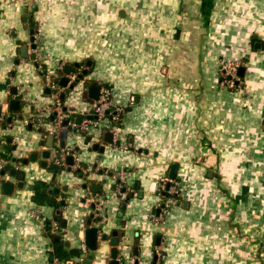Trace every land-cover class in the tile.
Instances as JSON below:
<instances>
[{
  "label": "crops",
  "instance_id": "1",
  "mask_svg": "<svg viewBox=\"0 0 264 264\" xmlns=\"http://www.w3.org/2000/svg\"><path fill=\"white\" fill-rule=\"evenodd\" d=\"M31 22L42 52L36 58ZM26 44L28 57L20 49ZM239 57L244 88L221 86L220 60ZM62 63L75 71L90 67L83 88L74 89L82 99L69 113L82 114L89 85L101 81L124 108L128 149L106 142L107 130L98 141L103 152L76 126L68 130L66 145L88 164L85 177L53 169L56 136L48 146L52 133L26 122L34 108L52 101L49 82L55 76L60 82ZM13 97L26 102L22 118L8 109ZM0 105V156L21 160L39 152L17 164L23 185L9 171L12 191L0 181V264H83L88 257L91 264H112L109 239L100 237L95 250L85 239L88 219L97 225L86 202L91 183L105 196L100 226L109 235L118 230L125 262L137 256L152 264L159 244L166 253L161 264H264V0H0ZM6 115L14 116L12 124L3 123ZM8 136L16 145L11 151ZM174 162L181 194L160 222L151 212ZM117 169H124L133 193L122 215L113 188Z\"/></svg>",
  "mask_w": 264,
  "mask_h": 264
},
{
  "label": "built area",
  "instance_id": "2",
  "mask_svg": "<svg viewBox=\"0 0 264 264\" xmlns=\"http://www.w3.org/2000/svg\"><path fill=\"white\" fill-rule=\"evenodd\" d=\"M35 34V42L37 35ZM36 52V57L42 55L40 49H38L37 44L35 48H32ZM241 57L233 59H224L221 62V67L219 69V82L221 86H233L234 84L238 85L239 80L244 79V74L239 73V67L241 66ZM38 67H42L38 64ZM64 67V63L60 65V68ZM83 68H77V70H72L67 74L69 80L67 85H63L59 82V79L53 78L50 80V87L53 94V99L50 103H44L37 106L34 113L30 117H26V122L32 125L34 128L41 131H50L56 136L57 148L58 151L54 157V162L61 167H73V169L82 168L85 170V167L82 166L77 157V150L71 146L65 145L60 147V131L67 127L63 124V120L66 117H69L71 112H74L76 109V103L68 102V99L71 98V94L76 87L81 86L83 88L84 81L86 80L79 75L82 73ZM75 83V88L71 89L69 85ZM100 92L97 99H91L89 106L86 109H83L81 112L83 118L80 122L73 121L74 123L69 124L73 127H77L79 131L85 135L90 136V142L92 144L98 142L105 130H110L113 133V142L117 147H122L125 149L130 148V141L128 136H126L121 129V126L117 123H114L115 120L121 118V114L124 108L117 103L113 96V87L107 81L99 82ZM244 87V86H243ZM64 95V96H63ZM76 102V101H74ZM64 106H67L68 109L64 110ZM75 107L71 109V107ZM70 110V111H69ZM52 115H54L52 117ZM52 124V125H51ZM73 155L74 163L69 164L67 161L68 155ZM8 162V159L4 156H0V177L2 176L1 170L4 168L5 164ZM115 174V179L117 180V185L115 188L116 193L119 196V200L122 201L125 192L122 191L123 186H125V171L124 169H117ZM128 189V188H127ZM159 195L160 201L157 205L156 211L151 212V216L157 221L164 222L166 215L169 213L175 200L179 199L181 194V187L179 181L176 178L171 179L169 176H164L160 179L159 184ZM104 195L99 194V192L90 191L86 196V202L89 206V215H91L96 221L97 225L100 226L105 219L104 214L102 213V205ZM32 212L36 215H39L37 209H33ZM51 229L57 231L60 229V223L57 219L51 222ZM101 230H98V237L101 236ZM85 249L86 245L83 244ZM155 260L152 264H161L165 258V251L163 246L157 244L155 246ZM53 264H57V261H54ZM123 264H145L143 259L137 256H131L127 262Z\"/></svg>",
  "mask_w": 264,
  "mask_h": 264
},
{
  "label": "water",
  "instance_id": "3",
  "mask_svg": "<svg viewBox=\"0 0 264 264\" xmlns=\"http://www.w3.org/2000/svg\"><path fill=\"white\" fill-rule=\"evenodd\" d=\"M37 5H34V9H36ZM32 26H34V22H31ZM33 33V28H31V34ZM31 47L32 48H35L36 47V42H35V36L32 34L31 36ZM21 55L23 56H26L28 57L29 56V53H28V45H23L21 46ZM31 56L33 58H36V52H32L31 53ZM73 70V66L72 65H65V67L63 68V73L64 75L61 76V79H60V83L63 84V85H67L68 83V76L67 74H69L71 71ZM244 71H245V67L244 66H240L239 67V73L240 74H244ZM86 73V72H85ZM80 77H83L84 74H80L79 75ZM69 87L71 89H74L75 88V83H71L69 85ZM100 83H91L89 85V90H88V95L91 99H97L98 96H99V92H100ZM17 86H12L11 87V92L13 94H17ZM47 90L49 91V87L47 88ZM64 96V95H63ZM133 99L135 100H138L139 99V96L138 95H133ZM25 100L24 99H21V98H16V97H13L11 99H9L8 101V109L9 111H14L16 112V115L19 117V118H22L23 117V114H22V106L25 104ZM75 107H71V109H74ZM68 107L67 106H64V110H67ZM6 114V113H5ZM3 115V111H2V106L0 105V116ZM7 116V121H9L11 124H12V121L14 119V116L12 115H6ZM54 115H52L53 117ZM83 118V115L82 114H75V113H72L69 117H66L64 120H63V124L64 125H67V129H62L60 131V137H61V140H60V147H63L66 145V136H67V133H68V130H70L72 128V126L69 124V121L71 119H75L76 122H80ZM11 126V125H10ZM41 131V130H40ZM53 139H54V134H49L48 137H47V142L46 144L48 146H52L53 145ZM88 140H90V136L87 137ZM104 140L106 142H109V143H112L113 142V133L112 131L110 130H107L105 133H104ZM7 141L11 144L7 145V151H11L12 149H14L16 147L15 144H12V141H13V136H8L7 137ZM93 148L95 150H99L101 152L104 151L105 147L104 145H100L99 142H96L93 144ZM57 151H58V148H57ZM51 155V150L49 149H45L43 150L42 152V156L43 157H46L48 158L49 156ZM39 156V152L38 151H35L33 152L32 154H30L29 157H24L22 158L21 160L19 159L18 156L16 155H12L11 157H7L8 158V162L5 164L4 168L1 170V174L2 176L0 177V181L4 182V187H5V190L8 191V192H11L12 189H13V186H14V183L9 181V180H6L5 181V178H6V172L9 171V173L11 175H15L18 177L19 179V182H18V185L21 186L24 184V178H25V171L22 170V169H19L18 167V163H24V164H27L29 163L30 160H36ZM67 161L68 163L71 165L74 163V157L73 155H68L67 156ZM41 165L43 166H47L48 165V162L47 161H41ZM51 167L53 169H59V165L58 164H52ZM88 167V164H85V170H83L80 175L81 177H85L86 174H87V170L86 168ZM71 169V167H70ZM176 170H177V163L174 162L172 165H171V169H170V172H169V177L171 179H174L176 177ZM102 172V171H101ZM110 175H113L114 174V171H110L109 172ZM88 179H86V181L83 183V187H88ZM91 188L94 190V191H100V184L99 183H91ZM116 185H117V180L115 179V182L113 183V188L115 189L116 188ZM122 191L125 192V195L123 196V199L121 201V204H120V214L122 215L125 208H126V204L127 202L129 201V198L133 195L132 192H128L127 191V185L123 186L122 188ZM65 200L62 201V203H64ZM61 211L58 210V213H60ZM88 228L86 229L85 231V239H86V242H87V246L92 249V250H95L98 248V239L101 237L103 240H108L109 239V243H110V260H111V263L112 264H123V258L119 255V243H120V236H119V233H118V230L117 229H114L112 231V234L109 235V233H107L106 231H103L101 226H98V225H90L91 224V218L88 219ZM61 225L62 226H65L66 225V220H62L61 222ZM101 230L102 233H101V236L98 237V230ZM160 240V237L158 236L157 237V242H159ZM139 239H136V245H135V250L134 252L137 254L138 251H139ZM83 264H91V257H88L86 259H84L82 261ZM78 264V262L76 263Z\"/></svg>",
  "mask_w": 264,
  "mask_h": 264
},
{
  "label": "rangeland",
  "instance_id": "4",
  "mask_svg": "<svg viewBox=\"0 0 264 264\" xmlns=\"http://www.w3.org/2000/svg\"><path fill=\"white\" fill-rule=\"evenodd\" d=\"M33 0H28V2H29V4L32 2ZM224 59H233V58H222L221 60H220V62H219V65H218V75H219V69H220V67H221V62H222V60H224ZM240 60H241V66H245V59L244 58H240ZM87 73L85 74V76H84V78L86 79L87 78ZM219 84H220V82H219ZM245 85V81H244V79L243 80H239L238 81V85H236V84H234L233 86H223V87H228V88H231V89H240V88H244L243 86ZM75 89H77V87L75 88ZM75 93H73V94H71V98H69L68 99V102H71V101H76V102H78L79 101V99H82V91H74Z\"/></svg>",
  "mask_w": 264,
  "mask_h": 264
},
{
  "label": "trees",
  "instance_id": "5",
  "mask_svg": "<svg viewBox=\"0 0 264 264\" xmlns=\"http://www.w3.org/2000/svg\"><path fill=\"white\" fill-rule=\"evenodd\" d=\"M75 67L77 68V65H76ZM89 71H90V67L87 68V69L84 68L81 74H84V76H85V74L88 73ZM85 72H86V73H85ZM43 73H45V71H44ZM55 77H56V76H55ZM55 77H54V78H55ZM121 117H122V116H121ZM6 121H7V119L3 120V123L5 124ZM114 123H117L118 125L121 126V123H122L121 118L115 120ZM84 166H85V164H84ZM84 166H83V167H84ZM69 168H70V167H69ZM71 169H73L72 165H71ZM74 170H75L77 173H78V172L81 173V172L83 171L82 168H77V169H74ZM56 217H57V219H59V218H61V215H60V214H57Z\"/></svg>",
  "mask_w": 264,
  "mask_h": 264
},
{
  "label": "flooded vegetation",
  "instance_id": "6",
  "mask_svg": "<svg viewBox=\"0 0 264 264\" xmlns=\"http://www.w3.org/2000/svg\"><path fill=\"white\" fill-rule=\"evenodd\" d=\"M31 28H33V33L32 34L35 36V34L38 31V27L36 26L35 22H34V26L31 25Z\"/></svg>",
  "mask_w": 264,
  "mask_h": 264
}]
</instances>
